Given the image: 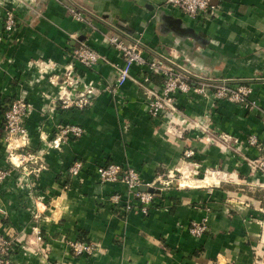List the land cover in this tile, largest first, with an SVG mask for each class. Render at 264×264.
<instances>
[{
	"label": "crops",
	"instance_id": "0c3cea01",
	"mask_svg": "<svg viewBox=\"0 0 264 264\" xmlns=\"http://www.w3.org/2000/svg\"><path fill=\"white\" fill-rule=\"evenodd\" d=\"M18 1L0 0V168L10 166L4 113L24 98L34 159L26 166L41 170L22 172L21 188L16 175L0 186V234L16 244L10 264H264V208L255 194L264 190V176L250 168L259 150L245 142L250 135L264 139V0H212L220 9L208 20L188 18L164 0ZM71 9L85 21H76ZM6 10L15 15L11 32L4 28ZM113 35L140 38L146 60L162 55L207 77L250 82L258 109L228 102L213 108L212 99L190 92L177 95L189 120L184 132L176 118H151L149 92H158L161 81L133 66L132 80L116 88L111 63L121 58L106 40ZM78 42L110 63L74 64ZM73 86L91 90L82 110L62 108L60 99ZM61 124L83 133L49 148ZM188 150L194 155L186 157ZM76 160L85 167L71 180ZM108 163L135 169L143 185L160 186L156 180L169 172L178 178L158 189V204L147 215H123L110 197L126 196L127 188L101 184L95 171ZM206 172L213 176L203 180ZM195 222L205 226L202 236L189 233ZM71 241L91 243L94 255L74 256Z\"/></svg>",
	"mask_w": 264,
	"mask_h": 264
},
{
	"label": "built area",
	"instance_id": "2783aa9c",
	"mask_svg": "<svg viewBox=\"0 0 264 264\" xmlns=\"http://www.w3.org/2000/svg\"><path fill=\"white\" fill-rule=\"evenodd\" d=\"M164 4L191 19H213L218 15L220 9L218 4H214L212 0H164ZM70 12L76 21H85V17L81 12L74 9H71ZM15 25L16 20L13 10H6L4 19L5 30L11 32ZM106 40L109 46L121 58V64L111 63L116 74V88L132 80L131 69L133 66L147 68L152 75L158 74L162 78L159 91L149 92L147 113L151 118L161 117L168 122H173L176 118L180 123L179 125L184 128V132L188 128L189 120L178 110L177 95L188 94L190 92L212 99L211 106L213 108H216L220 102L248 104L250 90L246 85L240 88L238 86L230 87L227 85L230 80L205 77L203 74L190 70L176 60L166 56L161 55L150 61L146 60L143 56L144 45L140 38H132L131 42H126L120 37L113 35L106 38ZM71 58L74 64H78L86 69H93L99 64L110 63L105 56L90 48L85 42H78L72 51ZM70 67L72 68L73 65H70ZM70 75L71 73H68L67 76L70 77ZM71 89V92L63 94L60 99L62 108H75L77 110L86 108L90 103L89 94L91 90H87L86 88L83 91L77 92L75 86L71 87ZM251 105L257 107L254 103ZM30 109V103L24 98H16L8 104L7 110L4 113L3 126L6 134L3 140L7 147L10 168H0V184L9 178L13 171L22 170L27 176H36L41 170V168L27 169L26 164L33 163L34 159L32 160L31 155L18 151L28 144L25 120L28 117ZM193 125L197 126V123H193ZM82 133V129L77 125H58L56 127V135L48 142V147L59 148L69 140L79 138ZM246 142L248 146L259 150L257 158L248 161L250 168L253 172L264 176V139L260 140L256 135H250ZM184 155L186 157L193 156V150L185 151ZM83 169V163L76 160L69 167L68 174L72 177H79ZM95 171L101 184L122 183L127 188L126 199L122 198L119 194H114L110 197L113 204L123 202L125 210L131 211L134 209L133 205L136 203L140 213L144 216L148 214L149 208L156 204L157 198L152 193L138 190L139 186L143 183L139 173L135 169L109 163L98 166ZM156 181L160 186L153 184H146V186L160 190L167 189L169 185L176 181V176L173 172H169L167 175L160 176ZM204 231L205 226L201 223L195 222L189 228V233L194 237L202 236ZM36 239H42L37 229ZM14 242L15 240L12 235L0 234V264L11 263L10 258ZM68 247L74 256L91 257L94 255L96 249L91 243L84 241H71L68 243Z\"/></svg>",
	"mask_w": 264,
	"mask_h": 264
},
{
	"label": "trees",
	"instance_id": "16d2710c",
	"mask_svg": "<svg viewBox=\"0 0 264 264\" xmlns=\"http://www.w3.org/2000/svg\"><path fill=\"white\" fill-rule=\"evenodd\" d=\"M154 76L155 77H158L159 79H160V81H161V84H162V78L158 75V74H154ZM205 77H207V76H205ZM209 78H213V77H209ZM214 79V78H213ZM231 82H235L236 84H243V85H246V86H249V84H250V82H248V81H244V80H237V81H234V80H231ZM26 121V120H25ZM19 152H22V153H25V154H29V155H31V153L32 152H30L31 150H29V146H25V147H23V148H20L19 150H18ZM79 161H81V160H79ZM82 163H83V165H84V167H85V163L83 162V161H81ZM33 163H27L26 165H28V167H31L30 165H32ZM109 164V163H108ZM105 165H107V164H105ZM5 167H8V168H10V166H9V164H7ZM27 167V166H26ZM27 167V168H28ZM14 174V175H13ZM16 175V180H17V182L19 183V184H17L18 185V187L19 188H21L22 186H24V183H25V181H26V178L24 177V175L22 174V170H19V171H13L12 173H11V176H15ZM11 176H9V178L11 177ZM68 176H69V178L72 180V179H74V178H77V177H72V176H70L69 174H68ZM22 177L25 179V180H23L22 179ZM8 179V178H7ZM4 183V182H3ZM2 183V184H3ZM2 184H0V186H2ZM173 185V184H172ZM255 194H257L256 195V197H258L259 199H260V201H261V203H262V207L264 208V190L263 189H257V191H256V193ZM153 195L156 197V198H159V195H158V193H153ZM122 198H124V199H126V196H123ZM158 204V202H156V204L154 205V206H156ZM114 207H115V209H117L118 211H120L123 215H126V214H128V213H131V212H136V213H138V214H141L140 213V211H139V209H138V206H137V204L135 203L134 205H133V207H134V209L133 210H131V211H126L125 210V207H124V205H123V202L122 203H120V204H114ZM152 208V207H151ZM151 208H149V210L151 209ZM149 212V211H148ZM142 215V214H141ZM144 216V215H143ZM37 216H36V214H35V212H32V218L34 219V218H36ZM42 237V236H41ZM19 248V247H18ZM15 249H16V244H15V242L13 243V250H12V254L11 255H13L14 253H15Z\"/></svg>",
	"mask_w": 264,
	"mask_h": 264
},
{
	"label": "rangeland",
	"instance_id": "374dc122",
	"mask_svg": "<svg viewBox=\"0 0 264 264\" xmlns=\"http://www.w3.org/2000/svg\"><path fill=\"white\" fill-rule=\"evenodd\" d=\"M17 3H18V5H20L21 3H20V1H18L17 0ZM188 68V67H187ZM190 69V68H189ZM190 70H192V69H190ZM201 74V73H200ZM217 79H225V78H217ZM227 80H230L228 83L229 84H227L228 86H230V87H237L238 86V88H240V87H242V86H244L243 84H236L235 82H231V79H227ZM248 89L251 91V89H250V87L248 86ZM229 103V102H228ZM255 104L257 107H253L251 104ZM231 104V103H230ZM235 105H240V106H245V107H247V109H249V110H257L258 109V105H257V103H255L254 101H252L251 99H250V94L248 95V104H244V103H240V104H235ZM264 115V112L262 111V116ZM3 131H4V136H5V129H4V126H3ZM249 137V136H248ZM248 137L246 138V141H247V139H248ZM4 138V137H3ZM245 141V142H246ZM246 145L248 146V144H247V142H246ZM250 147V146H249ZM257 158V157H256ZM256 173V172H255ZM212 172H209V173H204L203 174V180L205 179V178H212ZM177 177V176H176ZM178 178V177H177ZM225 178V180H227V181H229L230 179V177H224Z\"/></svg>",
	"mask_w": 264,
	"mask_h": 264
},
{
	"label": "water",
	"instance_id": "95a60500",
	"mask_svg": "<svg viewBox=\"0 0 264 264\" xmlns=\"http://www.w3.org/2000/svg\"><path fill=\"white\" fill-rule=\"evenodd\" d=\"M138 190L139 191H142V192H149V193H152V194L153 193H158V191H159L158 189H155V188H153L151 186H146V185H143V184L139 186Z\"/></svg>",
	"mask_w": 264,
	"mask_h": 264
},
{
	"label": "bare ground",
	"instance_id": "6f19581e",
	"mask_svg": "<svg viewBox=\"0 0 264 264\" xmlns=\"http://www.w3.org/2000/svg\"><path fill=\"white\" fill-rule=\"evenodd\" d=\"M208 180V179H207Z\"/></svg>",
	"mask_w": 264,
	"mask_h": 264
}]
</instances>
